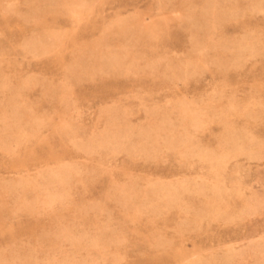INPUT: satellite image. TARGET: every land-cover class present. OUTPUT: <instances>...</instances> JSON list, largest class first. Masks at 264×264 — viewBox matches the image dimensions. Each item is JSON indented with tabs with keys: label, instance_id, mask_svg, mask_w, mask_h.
I'll use <instances>...</instances> for the list:
<instances>
[{
	"label": "rangeland",
	"instance_id": "1",
	"mask_svg": "<svg viewBox=\"0 0 264 264\" xmlns=\"http://www.w3.org/2000/svg\"><path fill=\"white\" fill-rule=\"evenodd\" d=\"M0 264H264V0H0Z\"/></svg>",
	"mask_w": 264,
	"mask_h": 264
},
{
	"label": "bare ground",
	"instance_id": "2",
	"mask_svg": "<svg viewBox=\"0 0 264 264\" xmlns=\"http://www.w3.org/2000/svg\"><path fill=\"white\" fill-rule=\"evenodd\" d=\"M214 5V4H213ZM190 32V31H189ZM30 37V36H29ZM30 39V38H29ZM28 39V40H29ZM38 37L36 36V35H33L32 37H31V39L27 42V43H29V44H35V43H37L38 42ZM173 55V54H172ZM7 129V128H6ZM9 134V133H8ZM25 146V145H24ZM57 189V188H56ZM54 191V190H53ZM55 192V191H54ZM74 203V202H73Z\"/></svg>",
	"mask_w": 264,
	"mask_h": 264
}]
</instances>
